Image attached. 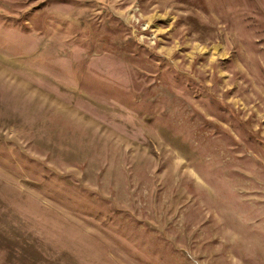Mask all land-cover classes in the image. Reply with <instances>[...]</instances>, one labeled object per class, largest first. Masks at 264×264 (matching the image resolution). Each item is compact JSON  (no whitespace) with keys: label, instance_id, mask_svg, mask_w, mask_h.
<instances>
[{"label":"rangeland","instance_id":"374dc122","mask_svg":"<svg viewBox=\"0 0 264 264\" xmlns=\"http://www.w3.org/2000/svg\"><path fill=\"white\" fill-rule=\"evenodd\" d=\"M0 264H264V0H0Z\"/></svg>","mask_w":264,"mask_h":264}]
</instances>
